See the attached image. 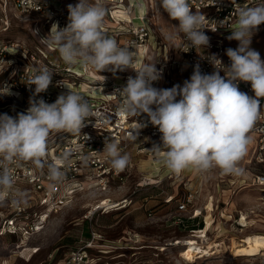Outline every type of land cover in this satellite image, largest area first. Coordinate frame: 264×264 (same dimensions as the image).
<instances>
[{
	"label": "clouds",
	"instance_id": "clouds-1",
	"mask_svg": "<svg viewBox=\"0 0 264 264\" xmlns=\"http://www.w3.org/2000/svg\"><path fill=\"white\" fill-rule=\"evenodd\" d=\"M160 6L171 20L179 21L178 26L173 25L176 31L168 35L169 40L183 33L190 42L189 48L209 46L203 27L206 17L193 12L189 0H160ZM67 7V25L60 28L58 23H53L49 34L40 38L41 42L57 50L68 66L79 63L99 72L126 69L136 72L135 77L129 76L126 85L118 90L119 111L137 117L147 114L149 122L158 127L162 143L150 149L159 157L158 163L177 174L189 167L200 172L218 167L225 174L242 171L236 165L252 142L248 133L260 116V98H264V60L251 48L253 35L264 24V3L237 11L236 25L227 37L238 42L237 48L226 50L230 65L225 66L213 54L209 58L214 67L211 74L202 73L196 65L183 86L166 89L153 86V82L162 78L157 63L134 68L132 52L106 34L103 28L106 9L101 0L95 3L79 0ZM220 24L224 25V21ZM53 74L46 66L33 68L27 84L35 85V89L26 112L15 117L0 114V157L3 158L0 160V199L14 186L10 165L31 161L43 168L50 134L79 132L92 115L84 96L71 90L58 95L53 103L35 99L47 91ZM240 81L250 82L254 97L239 90ZM145 126L138 123L135 132L138 134ZM103 151L115 170L125 168L129 157L121 155L117 143L105 142ZM68 156L66 152L55 164L48 165L49 179L61 178L57 165L67 162Z\"/></svg>",
	"mask_w": 264,
	"mask_h": 264
},
{
	"label": "built area",
	"instance_id": "built-area-1",
	"mask_svg": "<svg viewBox=\"0 0 264 264\" xmlns=\"http://www.w3.org/2000/svg\"><path fill=\"white\" fill-rule=\"evenodd\" d=\"M111 1L114 2L113 9H121L127 16L133 15L134 8L131 3L125 4L123 0ZM51 2V0H0V114L7 113L15 117L18 113L26 112L29 99L33 97L35 89V85L27 84L31 71L33 68L46 66L54 73L52 83L46 92L40 93L35 99L43 98L45 102L53 103L58 95L71 90L84 96L89 103L92 115L85 121L84 127L79 132L69 134L70 132L64 131V135L57 137L56 134L59 132L50 134L43 168L37 167L31 161H20L9 166L14 176V186L7 195L0 199V235L34 233L52 215L61 212L76 192L83 189L85 183H94L99 188L105 189L115 179H122L126 166L122 171H117L112 167L110 158L103 151L105 142L117 143L121 155L134 150L156 158H158L157 154L150 149L154 144L161 145L162 143L160 139L162 134L157 126L149 122L147 114L137 117L125 115L119 111L121 99L117 96L118 90L126 85L129 76L135 77L134 70L111 71L113 75L109 78L104 77L103 83H99L92 82L91 79L86 80L85 74L88 69L79 63L73 66L61 64L57 55L58 59L55 56L53 62L43 58L44 54L54 53L55 49L46 47L40 38L49 34L53 23H58L60 28L68 23L69 14H66L67 12L60 5L57 6ZM189 3L193 12H200L206 17L203 24L204 32L209 37V46L206 48H189L190 42L183 33L177 36L172 46H167L166 43L159 44L156 41L154 30L143 20L137 24L127 22V28L121 32L120 30L112 31L113 29L103 24L107 35L115 38L119 46L128 48L132 52L136 69L144 65L137 58L139 48H143L150 37L154 38L160 59L153 62L157 63L158 70H162L163 77L153 82L156 88L183 86V82L190 79L196 65H199L202 73L211 74L214 67L209 58L213 54L225 66L230 65L231 61L226 55V50L237 48L238 42L228 40L227 37L231 35V29L236 25L237 11L240 8L254 7L259 3H264V0H189ZM121 4L123 7L119 8ZM10 8L16 10L19 17H39L38 21L33 20L32 30L46 49L39 45L31 48L27 46L29 44H21L17 41L7 42L4 39L11 28L8 14L11 11ZM144 17L149 19L146 15ZM221 21H224V25L220 24ZM177 23L179 24L178 20ZM40 27H43V31ZM255 34H264V24L259 26ZM259 53L261 59L264 60V53ZM75 68H79V72ZM220 74L224 75L223 72ZM80 86H83V89ZM238 87L241 92L254 97L250 82L240 81ZM97 90L99 91L93 93ZM179 99L178 96L177 100ZM260 104V116L248 133L253 139L252 157L258 161L264 159V98H260ZM138 123L146 126L142 127L137 134L135 130ZM66 152L69 153L67 162L57 165L62 172L61 178L55 181L49 179L48 165L55 164ZM2 159L0 157V160ZM197 173L203 176L206 172L197 170ZM257 178L259 183L264 182L263 176ZM259 178L263 180L259 181ZM23 184L30 187L36 195L33 207L37 210L31 212L33 216L27 215L25 205L13 200L12 194L15 187ZM192 197V194H186L179 199L177 211H186L192 202ZM4 207L11 211L9 216H4ZM187 219L193 218H177L176 220L183 225L186 224ZM89 231V238L81 240L79 245L69 249L60 264H129L118 254L103 257L101 254H110L112 251L96 248L95 241L100 235L93 230ZM198 246L204 251L207 245ZM105 251L107 253H104ZM201 253L203 252L196 254ZM49 263H52V257Z\"/></svg>",
	"mask_w": 264,
	"mask_h": 264
},
{
	"label": "rangeland",
	"instance_id": "rangeland-1",
	"mask_svg": "<svg viewBox=\"0 0 264 264\" xmlns=\"http://www.w3.org/2000/svg\"><path fill=\"white\" fill-rule=\"evenodd\" d=\"M51 1L60 5L66 14H69V4L79 2ZM90 2L95 3L96 0ZM101 2L106 9L103 24L112 31L121 32L127 28L126 22H132L129 18L125 22L122 16L112 15L117 10L113 9L114 2ZM123 2L133 5V15L137 18H144V15L149 18L159 44H174L175 41L169 40L168 35L176 31L173 25L178 26V23L163 11L160 0ZM10 10L11 28L4 39L29 44L27 46L31 48L35 45L42 47L32 30L34 21L39 17H19L16 10ZM134 21L137 24L141 20ZM40 28L43 31V27ZM151 41L148 43L151 44ZM251 46L264 52V34H254ZM141 48L137 58L145 65L153 59L154 52ZM55 56L64 64L57 50L44 54L43 58L53 62ZM75 70L79 72V68ZM85 75L86 80L103 83L104 77L109 78L113 74L111 70L99 72L88 69ZM80 88L83 89V86ZM61 135L64 131L56 137ZM252 151L253 139L246 155L236 165L238 170H242L238 173L225 174L216 167L199 176L195 168L189 167L177 174L158 163L159 157L129 150L124 153L129 160L122 179H115L105 189L94 183H85L61 212L52 215L34 233L0 235V264H60L64 254L85 239L87 229L100 235L95 241L96 248L112 251L101 254L103 257L118 254L129 264H264V255L233 256L229 248L231 239L239 241L247 234H264V184H258L257 178L264 177V159L258 161L253 158ZM153 163H158L157 169H154ZM186 194H192V202L186 211L179 212L177 201ZM12 196L14 202L27 207V215L33 216V211L37 210L33 207L36 195L30 187L19 185ZM113 202L118 205L106 206ZM3 209L4 216H9L11 211ZM242 214L245 221L239 220ZM177 218H196L202 227L192 229L189 222L181 225ZM189 239L196 240L197 246H218L196 254L188 250ZM185 252L194 255L196 261L192 262L191 256L184 255ZM51 257L52 263H49Z\"/></svg>",
	"mask_w": 264,
	"mask_h": 264
},
{
	"label": "bare ground",
	"instance_id": "bare-ground-1",
	"mask_svg": "<svg viewBox=\"0 0 264 264\" xmlns=\"http://www.w3.org/2000/svg\"><path fill=\"white\" fill-rule=\"evenodd\" d=\"M131 6L133 7L132 4H131ZM118 7L122 8L123 4H121ZM117 10H120L121 12L123 11L121 9H117ZM122 13H121L122 15H118V13L114 12L112 15L114 17L115 16H118V17L122 16V18H124L125 22H126V19L129 18L133 23H135L134 20H138V19L139 20H143L145 18V17L144 18H142V17L137 18L136 15L127 16V15L124 14V12H122ZM141 14H143V11H141ZM117 23L118 22H116L115 24H117ZM141 49H143V48H141ZM153 164H154V166H153L154 169H157L158 168V163H153ZM262 180L263 179L259 178V181H262ZM258 184H264V182L263 183H259L258 182ZM116 205H118V203H116V202L114 203L113 202V203H111L109 205H106V206L107 207H114ZM239 220L245 221L244 214H242V217ZM187 245H188V250H190L192 253H198V252L205 253V252H207V248H208V250H210L214 246H218V244H211V245H208L206 248H204L205 250L203 251L202 248L197 246V242L194 239H189L187 241ZM229 248L231 249V254L233 256H241L242 255V256L250 257V256H254V255H264V234H262V233L247 234V235H244L239 241H236L235 239H231V245L229 246ZM184 255L191 256L192 262L196 261V259H194V255H192V254L190 255L187 252H185Z\"/></svg>",
	"mask_w": 264,
	"mask_h": 264
},
{
	"label": "crops",
	"instance_id": "crops-1",
	"mask_svg": "<svg viewBox=\"0 0 264 264\" xmlns=\"http://www.w3.org/2000/svg\"><path fill=\"white\" fill-rule=\"evenodd\" d=\"M114 12H115V13H118V14H121V13H122L120 10H116V11H114ZM122 14H123V13H122ZM143 22L148 23V24L151 26V28H152V25H151V22H150L149 19L144 18V19H143ZM152 29H153V28H152ZM151 39H152L153 41H151ZM149 41H151V44L148 43ZM149 41L146 43L145 46H143V49L149 48L152 52H154L153 59H152L151 61H149L148 64H150V63H154L155 60L157 61L158 59H160V56L158 57V55H157L156 48L154 49V47H156V44H155V40H154V38H153V37H150ZM174 41L176 42V39H175ZM147 44H149V45H147ZM251 48H253V49H255L256 51H259V52H261V53H264L263 51H260V49H258L257 47H253V46H251ZM153 61H154V62H153Z\"/></svg>",
	"mask_w": 264,
	"mask_h": 264
},
{
	"label": "trees",
	"instance_id": "trees-1",
	"mask_svg": "<svg viewBox=\"0 0 264 264\" xmlns=\"http://www.w3.org/2000/svg\"><path fill=\"white\" fill-rule=\"evenodd\" d=\"M186 222L187 223L189 222V225L192 227V229H198V228L202 227V223L201 222L197 223L198 226L196 227V225H195V223L197 222L196 218L189 219V220L187 219ZM89 236H90V231H89V229H87L86 232H85V238H89Z\"/></svg>",
	"mask_w": 264,
	"mask_h": 264
}]
</instances>
